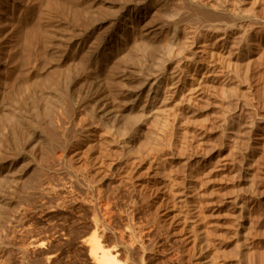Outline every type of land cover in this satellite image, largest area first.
Instances as JSON below:
<instances>
[{
	"label": "bare ground",
	"instance_id": "1",
	"mask_svg": "<svg viewBox=\"0 0 264 264\" xmlns=\"http://www.w3.org/2000/svg\"><path fill=\"white\" fill-rule=\"evenodd\" d=\"M61 1L63 8L59 12L31 16L34 26L30 20L33 29L29 32L31 40L27 39L31 41L28 68L20 78L15 76L19 79L16 83L5 82V90V84L0 85L4 90L0 100V264H27L31 256L27 257L31 249L24 247L26 262L14 259V252L20 249L11 241L16 240V230L34 212L29 205V209L25 207L35 197L31 194L33 198H29V193L50 189L47 178L39 174L42 161L51 152L60 151L64 166L74 170V164L87 158L93 145L98 147L95 162L96 158L102 162L93 172V162L89 164L88 158L80 169V164L77 166L75 170L83 171L87 177L84 183L85 179L89 183L88 179L101 176L108 159L111 171L121 163L127 164V169L123 168L126 173L119 175H125L134 190L143 192L141 197L135 190L140 198L144 196L141 200L147 206L146 224L150 229L147 227L149 231L144 234L148 241H144L143 250L140 247L143 253L135 258L143 254L144 264H171L174 258L166 253L171 246L177 249L178 264H264V0H74L68 7L63 4L70 1ZM53 3L60 8L56 0ZM76 171L72 174L76 175ZM54 176L51 174L52 179H59L60 175ZM77 179L78 185L82 181ZM23 193L29 198L24 205L23 197H19L21 203L16 201ZM75 199H70L74 205ZM94 223V229L99 228V221ZM131 233L129 237L138 235L136 231L132 233L136 235ZM90 237L91 244L87 241L85 245H93L92 249L87 247L91 249L89 255H94L99 264H127L128 260L118 263L113 256L118 250L111 253L107 248L112 241L104 248L98 241L100 237ZM115 244L112 247H117ZM40 250L41 254L48 252ZM67 254L63 253L64 257ZM34 257L31 256L33 260ZM49 257L51 254L46 258Z\"/></svg>",
	"mask_w": 264,
	"mask_h": 264
},
{
	"label": "rangeland",
	"instance_id": "2",
	"mask_svg": "<svg viewBox=\"0 0 264 264\" xmlns=\"http://www.w3.org/2000/svg\"><path fill=\"white\" fill-rule=\"evenodd\" d=\"M53 1L54 0H0V69H1V72H0V85L1 84H5V82H6V84H8V85H10L8 82H10V83H16L17 82V80H19L18 78H20L22 75L21 74H23V72L26 70V68H28V63H29V58H30V53L28 54V52H30L29 50H30V48H28V47H30L31 46V44H30V40H31V33H29V32H32V29H33V27L32 26H34V18L33 19H30V18H32L31 16H33V14H34V16L35 15H43V14H50V12L51 13H53V14H55V13H57V12H59L60 11V9H61V7L63 8V6H61L62 5V3H60V2H62L61 0H56V3L59 5V7L60 8H57L58 6H56V4H54L53 3ZM68 1H70V2H66V1H64L65 3L63 4V5H67V7H68V4L69 3H71V2H73L74 0H68ZM76 1V0H75ZM78 1V0H77ZM52 2V3H51ZM34 4V5H33ZM45 4V5H44ZM50 4V5H49ZM55 5V7L54 6H52V5ZM61 4V5H60ZM33 6V8H32V6ZM40 5V6H39ZM27 6H28V8H27ZM49 6H51V9H53L52 11H50L51 9H49L50 7ZM33 10H31V9ZM64 8H66V7H64ZM30 9V10H29ZM57 9H59L58 11H56ZM29 11V12H28ZM32 12V15H31V12ZM28 13H30V15H28ZM36 13V14H35ZM51 15V14H50ZM33 16V17H34ZM33 22V24L32 23H30L31 21ZM32 24V26H30ZM29 29H31V31L29 30ZM28 34V35H27ZM29 37V38H28ZM27 39H30L29 41L27 40ZM27 40V41H26ZM26 42H28V44H30L29 46H28V44L26 43ZM25 43L27 44V45H25ZM24 46H25V48H24ZM5 49V50H3V49ZM16 49V50H15ZM29 49V50H28ZM24 50H27V52L26 53H24ZM16 51V52H15ZM20 51H21V53L23 52L24 54H20ZM19 54H18V53ZM18 54V55H17ZM24 56H25V59L23 60L22 59V57L24 58ZM27 58V59H26ZM3 60V61H2ZM7 61V63L9 64H4V63H6V61ZM27 60V61H26ZM2 61V62H1ZM23 61V62H22ZM26 62H28L27 64H26ZM22 63H25L26 64V66H23V65H25V64H22ZM3 64V65H2ZM5 65V66H4ZM9 66H10V68H9ZM3 67L4 68H6V70H4V71H2L3 70ZM26 67V68H25ZM12 68V70H9V69H11ZM13 70H15V73H14V71ZM5 71H11V72H9L10 74H14L13 76L15 77V76H17V77H15V79H14V77L11 75L10 76V74L8 73V72H5ZM13 71V72H12ZM3 72V73H2ZM17 72V73H16ZM5 73V74H4ZM7 73V74H6ZM4 74V75H3ZM3 75V76H2ZM21 75V76H20ZM1 77H3V78H1ZM12 77V80H10V78ZM6 78H9V79H6ZM4 79V80H3ZM14 79V80H13ZM5 84V88H4V90L8 87L7 85ZM2 85V86H3ZM2 86H0V100L2 99V95L3 94H1V93H3L4 92V90H3V87ZM3 91V92H2ZM94 146V147H93ZM93 146H91V147H93L94 148V150L96 151L97 149H98V147L97 146H95V145H93ZM93 148H89L88 149V151H87V153L89 154H87L86 155V157L88 158H85L84 157V159L86 160L87 159V161H88V163L90 164V163H92V164H90L91 165V170H92V172L94 171V169H96V168H98L99 167V163L101 164V160H98L97 158H96V162H95V156L97 155V151L95 152L94 150H93ZM96 148V149H95ZM94 153H93V152ZM90 152V153H89ZM61 154V152L59 151H53V152H51V156H49V157H47L46 159L48 160V162H46V161H44V163H43V161H42V165H41V168L39 169L41 172L39 173L40 175H41V178L43 179V174H44V177H46L47 179H46V181H47V183H49V188L50 189H47V190H49V192H46V191H36V192H34V191H31L30 193H29V195H28V197L29 198H33L32 197V195L31 194H34V198L33 199H30L29 200V198H27L26 196H24V194L25 193H23V195L21 194V195H19L18 196V198H16V201L17 202H19L20 200V203L22 202V199L24 198V202H22V204L23 203H25V201H27V199L30 201L29 203H28V201L25 203L26 204V208L27 209H29V206L31 207L29 210H32V211H34L32 214H30V216H28L29 218H27L26 219V221L24 220V226H22V228L21 227H19L16 231H17V233H18V235H17V233H16V240L15 241H11V243L12 244H14L15 242L16 243H18V246H20V247H22V248H24V247H26V248H28V250H30L29 251V253L27 252V249L26 248H24V249H26V250H23V251H25V255H24V252L23 251H21L22 250V248H20V247H18L17 245H16V243H15V247L17 246V248H19L20 250L19 251H15L14 252V259L16 258V259H18L19 261L21 260V259H23V261H24V263L26 262L25 260H27L28 258H29V256L31 255L32 257H34V260H35V262H34V260L31 258V256H30V258L27 260V264H29L28 262H30L29 260H31L32 259V261L30 262V264H32V263H37L38 262V264H40L41 262V264H46V262H47V264H53L54 262H57V263H55V264H71V263H73V264H99L100 262H97L96 261V259L94 258V255H93V258H92V256L90 257V255H89V249L91 248L92 249V247H93V245H92V247L90 246V245H85L86 243H87V241H89L90 239L92 240V237H90V236H93L94 238H99L98 239V241H99V243H101V245H103V247L105 248V247H107L109 244H110V242L112 243V245L113 244H115V245H117V247L116 246H113L112 247V245L110 244L109 245V247H107V248H111V253L113 252V251H115V250H118V252L116 251V252H114V253H112L113 254V256H115L116 258H120V256L122 257V256H124L125 254H128V257H126L127 255H125L124 256V258L122 259L121 258V260L119 259H117V261H118V263H121V262H124L125 260H126V262H127V260H128V262H127V264H131V262H134L135 263V261L137 260V262L135 263V264H139V261L141 260V264H144V255L143 254H141L142 255V258L141 257H139L140 258V260H139V258H135V257H137V254H140V253H143L142 251H141V248H142V250H143V245H145L144 243L145 242H147L148 241V239H146V237H148V235H144V234H147V232L149 231V225L147 226V224H146V222L148 223V215H147V209H145V208H147V206H145L146 205V203L144 204L143 202H142V200H144V196H143V198H140V196L142 197V195H143V192L142 191H138V190H136L137 191V193L140 195V193H142V195H137V193L135 192V190H134V188L132 187V183L131 182H127L126 180H125V175L124 176H120L119 174H121V175H123V174H125L126 173V171L127 170H124V169H127V164L125 165H123V163H121V165L119 164L116 168H115V170L113 169L112 171H111V169L109 168V165H107L108 163L107 162H109L108 161V159H105V164H103V166L105 167L104 168V173L102 172V174H101V176H102V178H99V177H101V176H99V177H96V176H98V175H95V178H93L94 180H96V182H97V184H94V183H96L95 181L93 182V179L92 180H90V179H88L91 183H93L94 184V186H93V184H92V186H93V188H90V187H92L91 185H89V184H91L90 182L89 183H86L87 182V179H85L86 181H85V183H84V178H87L86 177V175H84L83 173V171H81L80 170V172H82V173H80L79 172V170H78V172L76 171L77 169H78V165H79V169H80V166H81V164L83 165V162H84V159L82 158L81 160H80V162L78 163V162H76L75 164H74V166H76V167H74L73 169L74 170H72V169H68L67 168V165H66V167L64 166L65 164H64V161L62 160V154L60 155L61 156V158L60 157H58L57 158V156L56 155H58L59 156V154ZM92 154H94V155H92ZM93 157L94 156V159L91 157V156ZM90 158H89V157ZM56 157V158H55ZM96 157H98V156H96ZM92 158V159H91ZM94 160V161H93ZM49 165V166H47L46 167V163ZM49 162L51 163V165L49 164ZM44 164V165H43ZM52 164H53V166H52ZM94 164L95 165H97V166H94ZM55 165H56V167H55ZM42 166H44V167H42ZM50 166H51V169H50ZM120 166V167H119ZM122 166H124V167H122ZM126 166V167H125ZM46 167V168H45ZM53 167V168H52ZM62 167H65V168H63L62 169ZM44 168V169H43ZM119 168V169H118ZM123 170H122V169ZM47 169V170H46ZM49 169V170H48ZM52 169L54 170V172L52 171ZM76 169V170H75ZM116 169H117V171H116ZM50 170H51V172H50ZM68 170V171H67ZM122 170V171H121ZM48 171L50 172V173H48ZM57 171V172H56ZM70 171H71V174L72 173H75V171H76V173L78 174H72L71 176H70ZM113 171H114V173H113ZM125 171V172H124ZM48 173V175L50 176H47V173ZM110 172H111V174L113 175H111L110 174ZM118 174H117V173ZM55 173V174H54ZM65 173V174H64ZM67 173L69 174L68 176H67ZM123 173V174H122ZM51 174H52V177H53V175H60L59 176V179H58V176L56 177V176H54V177H56L57 179H55V178H53L52 179V177H51ZM64 174V175H63ZM81 174V175H80ZM83 174V175H82ZM115 174H116V176L118 177H116L115 176ZM67 176V177H66ZM70 176V177H69ZM81 176V177H80ZM85 176V177H84ZM110 176V177H109ZM48 177L51 179H49L50 181H48ZM67 178V180H66V178ZM72 177H74L75 178V180H76V177L79 179H77V181H82L81 183L80 182H78V185L76 184L77 182H75V180L72 178ZM82 177H83V180H82ZM94 177V176H93ZM109 177V178H108ZM117 179H116V178ZM121 177V178H120ZM61 178V179H60ZM65 178V180H63V179ZM98 178H99V182H98ZM119 178H120V180H119ZM103 179V180H102ZM110 180V182H109V180ZM122 179H124V180H122ZM52 180H53V182H52ZM57 180V181H56ZM60 180V181H59ZM63 180V181H62ZM70 180V181H69ZM107 180V181H106ZM54 181H56V182H54ZM59 181V182H58ZM63 183H62V182ZM104 181V182H103ZM114 181V182H113ZM118 181H120L121 183V187L119 186V183H118ZM51 182V183H50ZM60 182L62 183V184H60ZM64 182H66V183H64ZM72 182V183H71ZM75 182V183H74ZM107 182V183H106ZM53 183V184H52ZM54 183L56 184V185H54ZM70 183V184H69ZM109 183V184H108ZM113 184V186H111L112 184ZM122 183L123 184H125V185H127V187L125 186H123L122 187ZM59 184L60 185H62L61 187L59 186ZM63 184H65V187H64V185ZM73 185V187H72V185ZM77 186V187H75V185ZM80 184H82V185H80ZM89 185L88 187L86 186V185ZM118 184V185H117ZM58 185V186H57ZM68 185V186H67ZM71 185V186H70ZM79 185H80V187H79ZM86 186V188H85V186ZM101 185V186H100ZM106 185V186H105ZM117 185V186H116ZM52 186L54 187V188H59L58 190L56 189V191H54V189L52 188ZM72 187V188H70V187ZM81 186H83V187H81ZM64 187V188H63ZM98 187V189H103L101 192H97L96 190V188ZM105 187V188H104ZM115 187V188H114ZM116 187H118V188H116ZM132 189H131V188ZM53 189V191H54V193L52 192V189ZM127 188V189H126ZM62 189V190H61ZM71 189H74V190H71V191H73V192H76V194L75 193H73V192H71L70 194L69 193H67L68 191L70 192V190ZM96 189V190H95ZM124 189V190H123ZM131 189V190H130ZM65 190V191H64ZM84 190H88L87 192L86 191H84ZM121 190V191H120ZM135 192V194H134V192ZM57 192V193H56ZM65 192H66V195H67V197L65 196ZM104 192V193H103ZM118 192V193H117ZM128 192L129 193H131L132 194V196H130L131 194H128ZM47 193H48V195H50V196H48L47 195ZM52 193V194H51ZM91 193V195H89ZM96 193V194H95ZM100 193H103L102 195L100 194ZM122 193L124 194V195H122ZM55 194H58L57 196L55 195V197H56V199L54 198V200H53V196ZM60 194V195H59ZM70 195V197H69V195ZM78 194V195H77ZM80 194V195H79ZM84 194V196L85 197H87V198H85L84 196L82 197V195ZM97 194H98V197H99V194L101 195L100 197L102 198H96V196H97ZM128 194V195H127ZM31 195V196H30ZM51 195H53V196H51ZM63 195V196H62ZM76 196L75 198L76 199H78V200H76L75 198H74V196ZM135 195V196H134ZM62 196V197H61ZM66 197V199H69V200H67L66 201V199H64L65 197ZM91 196V197H90ZM139 198H138V197ZM19 197L20 198H22V199H19ZM64 197V198H63ZM78 197V198H77ZM79 197H80V199H79ZM92 198V197H94V199L92 198V199H90V198ZM117 197V198H116ZM132 197V198H131ZM135 199H134V198ZM137 197V198H136ZM26 198V199H25ZM51 198H52V200H51ZM57 198H58V200L59 201H61V199H63L64 200V202L62 201V202H58L57 203ZM61 198V199H60ZM75 199V205L73 204V200ZM87 199L88 201L87 202H85V200L83 201V199ZM34 199H35V201H34ZM38 199H39V201H38ZM70 199H72L71 201H73V202H71L70 201ZM82 199V200H81ZM97 201H96V200ZM107 199V200H106ZM137 199V200H136ZM142 199V200H141ZM41 200V201H40ZM55 200H57V201H55ZM81 200V201H80ZM92 200V201H91ZM101 200H102V202H101ZM133 200H135V203H137V204H135L134 202H133ZM31 201H33V203H31ZM38 202V203H35V202ZM65 201H66V203H68V204H65ZM69 201V202H68ZM77 201H78V203H77ZM92 202V203H94L93 205L92 204H90V202ZM93 201H95V202H93ZM108 201L109 202V204L111 205H108L106 202ZM42 202V203H41ZM98 202H100V206H99V204H98ZM130 202V203H129ZM142 202V203H141ZM43 203L45 204V205H43ZM52 203V204H51ZM62 203H64V205L62 204ZM69 203L71 204V205H69ZM83 203V204H82ZM85 203H87V204H85ZM96 203V204H95ZM116 203V204H115ZM132 203V204H131ZM31 204V205H30ZM39 204H42V205H39ZM54 204V205H53ZM82 204V205H81ZM136 206H134V205ZM24 205V204H23ZM29 205V206H28ZM36 205H37V207H36ZM60 205H62L61 207H60ZM66 205H69V206H66ZM74 205V206H73ZM89 206V208H93L92 210L90 209L89 210V208H88V206ZM95 205H96V207H95ZM104 205V206H103ZM139 205H140V207H139ZM141 205H143V206H141ZM28 206V207H27ZM35 206V207H34ZM39 206L41 207V209L39 208ZM46 206V208H44ZM64 206V207H63ZM72 208H71V207ZM81 206V207H80ZM83 206H85V207H83ZM97 206H98V208H99V212H100V214H102V215H100L99 213L97 214V210L96 209H98L97 208ZM132 206V207H131ZM145 206V207H144ZM66 207V208H65ZM75 207V208H74ZM77 207H79V208H77ZM87 207V208H86ZM105 207V208H104ZM131 207V208H130ZM133 207H135V208H133ZM143 207V208H142ZM36 208V209H35ZM67 208H70V209H67ZM82 208V209H81ZM38 209V210H37ZM40 209V210H39ZM44 209H45V211H44ZM60 209V210H59ZM66 211H65V210ZM72 209V210H71ZM80 209V210H79ZM133 209V210H132ZM137 209V210H136ZM47 210V211H46ZM52 210V211H51ZM60 211V212H58L56 215H55V213L57 212V211ZM62 210V211H61ZM86 210H87V212H86ZM132 210V211H131ZM41 211H43V212H41ZM64 211V212H63ZM73 212L72 214L70 213V212ZM80 211V212H79ZM126 211V212H125ZM134 211V212H133ZM136 211V212H135ZM144 211V212H143ZM61 212H63V213H61ZM67 214H66V213ZM78 214H77V213ZM83 212V213H82ZM91 212V213H90ZM96 212V213H95ZM37 213V214H36ZM42 215H41V214ZM46 213V214H45ZM54 213V214H53ZM62 215H60V214ZM68 213H69V215H68ZM89 213L91 214V215H89ZM107 213V214H106ZM128 213V214H127ZM129 213H130V215H129ZM131 213L133 214V215H131ZM144 213V214H143ZM54 216H53V215ZM66 214V215H65ZM76 215V217H75V215ZM81 214V215H80ZM86 214V215H85ZM105 214H106V216H105ZM34 215V216H33ZM37 215V216H36ZM40 215V216H39ZM60 217H59V216ZM88 215V216H87ZM94 215V216H93ZM98 215H100L101 217H99ZM132 216V217H130L129 218V216ZM144 215V216H143ZM145 215H146V217H145ZM43 216V217H42ZM49 216V217H48ZM51 216V217H50ZM64 216V217H63ZM72 216V217H71ZM80 216V217H79ZM91 216V217H90ZM102 216L104 217L103 218V220L105 221L104 223H103V220H102ZM31 217H33L32 219H30ZM35 217H37V218H35ZM45 217V218H44ZM48 217V218H47ZM59 217V218H58ZM67 217V218H66ZM84 217V218H83ZM89 217V218H88ZM97 217V218H96ZM99 217V218H98ZM134 217H135V219H134ZM43 220H42V219ZM51 220H50V219ZM61 218H62V220H61ZM74 218V219H73ZM88 218V219H87ZM93 218V219H92ZM132 218V219H131ZM145 218H147V219H145ZM35 221H34V220ZM37 219H39L38 221H37ZM41 219V220H40ZM48 219H49V221H48ZM70 220V222H69V220ZM80 219V220H79ZM83 219V220H82ZM92 219V220H91ZM97 219V220H96ZM110 219V220H109ZM116 219V220H115ZM30 220V221H29ZM32 220V221H31ZM58 220V221H57ZM64 220V221H63ZM68 220V221H67ZM77 222V223H75V221ZM77 220H79V222L77 221ZM86 220V222H81V221H85ZM89 220H91V221H89ZM114 220V221H113ZM144 220H146L145 222H144ZM42 221V222H41ZM54 221V222H53ZM55 221H57V222H55ZM72 221V222H71ZM74 221V222H73ZM94 221L95 222H97V224H98V221H99V224H98V226L97 227H99V228H96V229H94V224H96V223H94ZM109 221V222H108ZM114 223H113V222ZM130 221V222H129ZM131 221H133V222H131ZM36 222H38V223H36ZM48 224H47V223ZM53 222V223H52ZM63 222H65L64 224H63ZM91 222V225L89 224ZM100 222H102L103 224H106V226L107 227H109L110 228V232H109V229L108 228H106V226L105 225H103L102 223H100ZM107 222H108V224H107ZM31 225H30V224ZM33 223V224H32ZM35 223V224H34ZM44 223H45V226H44ZM49 223H51V224H49ZM58 223V224H57ZM62 223V224H61ZM72 223V224H71ZM73 223H74V225H73ZM109 223H110V226H109ZM113 223V224H112ZM117 223V224H116ZM128 223V224H127ZM145 223V224H144ZM26 224V225H25ZM37 224V225H36ZM57 224V225H56ZM69 224V225H68ZM85 224H88L89 226H90V228H89V226H87V225H85ZM126 224V225H125ZM48 225H51L52 227H48ZM71 225H73L74 227H72ZM83 225V226H82ZM93 225V226H92ZM111 225L113 226L112 228H111ZM118 225V226H117ZM146 225V226H145ZM29 226V227H28ZM35 226V227H34ZM37 226H39V228L37 227ZM58 228H57V227ZM60 226H61V228H60ZM68 226H69V229H67L68 228ZM77 226V227H76ZM79 226V227H78ZM92 226V227H91ZM115 226H116V228H115ZM128 226H130L129 227V230L130 231H128ZM28 227V228H27ZM31 227V228H30ZM37 227V228H36ZM45 228V230H44V228ZM48 227V228H47ZM57 228L56 230L54 229V228ZM86 227H88V228H86ZM102 227H104V229L102 228ZM117 227H118V229H117ZM120 227H121V229H120ZM149 229H148V228ZM25 228V229H24ZM33 228H34V231H35V229H38V231L36 230V232H34L33 231ZM65 228H66V230H65ZM73 228H74V230H76V228H77V230L76 231H74L73 230ZM80 228V229H79ZM84 228V229H83ZM92 228V229H91ZM114 228V229H113ZM132 230H131V229ZM136 228V229H135ZM147 230H146V229ZM21 230V232H20V230ZM51 230V231H49L48 232V230ZM72 230V231H69V230ZM84 231H83V230ZM85 229H86V231H85ZM97 229L99 230V232L97 231ZM101 229H103V230H106L107 232H108V234H107V232L106 231H103V230H101ZM115 229H116V231H115ZM125 229H127V232H126V230ZM135 229V230H134ZM40 230H43V231H41L42 232V234H41V232H40ZM54 230L56 231V232H54ZM60 230V231H59ZM62 230V231H61ZM81 230V231H80ZM89 230V231H88ZM92 230V231H91ZM113 230H114V232L116 233H113ZM118 230V231H117ZM121 230V231H120ZM138 230V231H137ZM28 231L30 232H34V234H28V236L27 235H24V233L26 234V233H28ZM52 231H53V233H52ZM64 231V232H63ZM66 231V232H65ZM83 231V232H82ZM101 231H103V232H101ZM131 231H132V233L133 232H135L136 231V234H138L137 235V237L136 238H139V240L137 239V242H136V238H135V236H132V237H129V235H130V233H131ZM23 232V233H22ZM43 232H45V234H43ZM57 232H60V233H57ZM71 232V233H70ZM78 232L81 234H79L78 235ZM84 234V235H87L86 237L88 238V237H90L88 240H87V238L85 239L84 237H82V236H84L82 233ZM88 232V233H87ZM91 232V233H90ZM94 232H98V235H95V234H93ZM119 232H120V234H119ZM140 232V233H139ZM145 232V233H144ZM39 233V234H38ZM50 233V234H49ZM51 233H52V235H54V234H56V235H54L53 237H52V235H51ZM65 233H67V234H65ZM71 235H70V234ZM76 233V234H75ZM111 233H113V236H115V237H113L112 236V234ZM117 233H118V235H117ZM131 233V234H132ZM36 234L37 235H39V238H38V236H36ZM57 234H59L60 236H62V235H64V237H58V235ZM73 234V235H72ZM91 234V235H90ZM93 234V235H92ZM115 234V235H114ZM126 236H125V235ZM135 234V233H134ZM134 234H132V235H134ZM135 234V235H136ZM30 235V236H29ZM76 235V236H75ZM78 235V236H77ZM95 235V236H94ZM101 235H103V236H106L107 235V237H109L110 238V241H108L107 239H109V238H106V237H103V236H101ZM109 235V236H108ZM20 236V237H19ZM26 236V237H25ZM40 236H43V238L42 237H40ZM68 236L70 237V238H68ZM96 236H98V237H96ZM113 237L114 239L112 240V238L111 237ZM119 238H118V237ZM131 236V235H130ZM140 236H144V237H142L143 239H141V240H143V241H141L140 240ZM20 238V239H18V238ZM24 239V241H23V239ZM25 237V238H24ZM31 237V238H30ZM46 237V238H45ZM58 237V238H57ZM65 237H67V239L65 238ZM78 237V238H77ZM82 237V238H81ZM127 237V238H126ZM128 237L130 238V239H128ZM134 237V238H133ZM36 239V241H38V243L34 240V242H33V239ZM73 238V239H72ZM85 239L86 240V242H85V240H84V242L85 243H83V240L82 239ZM104 238H105V243H104V241L102 242V239L104 240ZM118 238V239H117ZM144 238H145V240H144ZM19 241H18V240ZM22 239V240H21ZM29 239V240H28ZM32 239V240H31ZM42 239V240H41ZM45 239V241H43ZM48 239H49V242L53 245L52 247H51V244L49 243V242H47L48 241ZM51 239V240H50ZM101 239V240H100ZM60 240V241H59ZM64 240V241H63ZM67 240V241H66ZM69 240H71V241H69ZM79 240H81L80 242H79ZM90 240V241H91ZM106 240H107V242H106ZM114 240H115V243H114ZM116 240H119V241H116ZM121 240H122V242H121ZM133 243H131L130 241ZM21 241H23V242H25L24 244H23V242H21ZM27 241V242H26ZM29 241V242H28ZM40 241H42L41 242V244H43L42 246H40L41 244H39V242ZM55 241H57L58 242V244H57V242H55ZM73 241H74V243H73ZM90 241L88 242L89 244H91L90 243ZM129 241V242H128ZM145 241V242H144ZM14 242V243H13ZM30 242H32V243H34V244H32V243H30ZM43 242H45V243H43ZM60 242V243H59ZM62 242H64V243H62ZM68 242V243H67ZM92 242V241H91ZM108 242H109V244H108ZM141 242H143V244H141ZM24 245H22V244ZM49 243V244H48ZM72 243V244H71ZM78 244V243H80L79 244V246L78 245H75V244ZM104 243V244H103ZM29 244V245H28ZM35 244H39L38 246L39 247H37V245H35ZM45 244V245H44ZM54 244H56L55 246H54ZM71 244V245H70ZM83 244V245H82ZM106 244V245H105ZM108 244V245H107ZM130 244V245H129ZM138 244V245H137ZM22 245V246H21ZM28 245V246H27ZM32 245V246H31ZM50 245V246H49ZM70 245V246H69ZM74 245V246H73ZM121 245V246H120ZM124 245V246H123ZM131 245H133V246H131ZM14 246V245H13ZM29 246H30V248H29ZM34 246H36V248L34 247ZM44 246L46 247V248H44ZM49 246V247H48ZM75 246H77L76 248H75ZM54 247V248H53ZM55 247H58V248H55ZM68 247V248H67ZM71 249H70V248ZM87 247H90L89 249L87 248ZM115 247V248H114ZM131 247H134V248H136L135 250L137 251H135V250H133L134 248H131ZM138 247V248H137ZM141 247V248H140ZM49 248L51 249V251L49 250ZM77 248H78V250H77ZM106 248V250H108ZM124 248H125V250H124ZM140 248V250L138 251L137 249H139ZM168 249H167V251L169 252H166L171 258H174L172 261V263L171 264H175V263H177L178 264V262H176V260L178 259L177 257H178V252H176V247H174V249H172L173 247H171V246H168L167 247ZM40 249H42V251H45V252H47L46 250H48V252H47V254L46 253H43V254H41L40 252H38V250L39 251H41ZM66 249V250H65ZM82 249V250H81ZM85 249V250H84ZM90 249V250H91ZM113 249V250H112ZM172 249V250H171ZM33 250V251H32ZM59 250H60V252H59ZM68 250V251H67ZM121 252H120V251ZM123 250L125 251V252H123ZM129 250V251H128ZM131 250V251H130ZM173 250H175V253H174V251ZM36 251V252H35ZM50 251V252H49ZM53 251H55V252H57V253H55V252H53ZM64 251V252H63ZM71 251L73 252V253H71ZM84 251V252H83ZM133 251V252H132ZM173 251V252H172ZM21 252V253H20ZM26 252H27V257L28 258H26ZM31 252H32V254H31ZM71 253L70 255L69 254H67L65 257H64V255L66 254V253ZM76 252V253H75ZM78 252H80V253H78ZM131 254H130V253ZM136 252V253H135ZM140 252V253H139ZM23 253V254H22ZM34 253V254H33ZM36 253V254H35ZM53 253V254H52ZM63 253H64V255H63ZM82 253V254H81ZM90 253H93V252H90ZM116 253H117V256H116ZM125 253V254H124ZM133 253V254H132ZM172 253H174V254H172ZM16 254H18V255H16ZM20 254H21V256L23 257V258H20L21 256H20ZM38 254V255H37ZM40 254V255H39ZM48 254H51V257H49V259H51V260H49V259H47L48 258ZM83 254H84V257H83ZM115 254V255H114ZM118 254H119V256H118ZM44 257H43V256ZM46 255V256H45ZM59 255V256H58ZM62 257H61V256ZM69 255V256H68ZM75 255H77V257L75 256ZM136 255V256H135ZM172 255V256H171ZM39 256H41L40 258H37V257H39ZM50 256V255H49ZM53 256H54V258H53ZM56 256V257H55ZM72 256H73V258L76 260V258H77V262L72 258ZM130 256H132V258L130 257ZM134 256V257H133ZM138 256H140V255H138ZM177 256V257H176ZM47 257V258H46ZM58 257V258H57ZM69 257V258H68ZM76 257V258H75ZM176 257V258H175ZM44 258V259H43ZM53 258V259H52ZM72 258V259H71ZM83 258V259H82ZM131 258V259H130ZM134 258V259H133ZM47 261H46V260ZM57 259V260H56ZM62 259V260H61ZM78 259H79V262H78ZM93 259H95V260H93ZM132 260V261H130V260ZM37 260V261H36ZM56 260V261H55ZM83 260V261H82ZM50 261V262H49ZM60 261V262H59ZM68 261V262H67ZM82 261V262H81ZM178 261V260H177ZM44 262V263H43ZM75 262V263H74ZM94 262H97V263H94ZM134 263H132V264H134ZM123 264H126L125 262L123 263Z\"/></svg>",
	"mask_w": 264,
	"mask_h": 264
}]
</instances>
